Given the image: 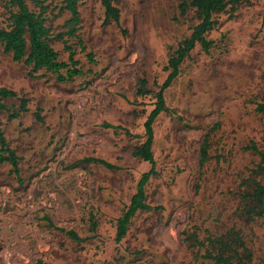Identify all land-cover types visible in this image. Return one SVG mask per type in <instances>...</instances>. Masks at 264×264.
I'll use <instances>...</instances> for the list:
<instances>
[{"label": "rangeland", "instance_id": "rangeland-1", "mask_svg": "<svg viewBox=\"0 0 264 264\" xmlns=\"http://www.w3.org/2000/svg\"><path fill=\"white\" fill-rule=\"evenodd\" d=\"M7 1L0 0V28L9 25ZM178 4L116 0L118 26L104 24L99 0H78L75 34L83 52L67 34L73 27L61 0L46 1L43 11L27 0L42 14L60 61L68 59L55 37L62 33L85 75L64 83L46 70L31 77V67L0 46V88L28 99V112L15 119H8L17 112L15 99L4 100L8 111L0 112V128L19 158V179L0 164V264H214L202 258L206 250L217 253L206 238L230 242L231 231L250 250V264H264V222L242 213L252 203L241 197L251 193L250 180L264 185V174L255 173L259 155L245 149L264 148V113L255 111L264 100V0H242L214 14L208 53L197 45L179 66L164 91L167 111L153 123L156 175L144 187L151 209L138 211L116 241L117 219L150 169L132 153L145 141L163 68L198 23L193 9L181 16ZM141 79L144 96L136 94ZM207 133L209 159L200 167ZM194 235L205 247H193Z\"/></svg>", "mask_w": 264, "mask_h": 264}, {"label": "trees", "instance_id": "trees-1", "mask_svg": "<svg viewBox=\"0 0 264 264\" xmlns=\"http://www.w3.org/2000/svg\"><path fill=\"white\" fill-rule=\"evenodd\" d=\"M33 4L44 10V3L49 0H31ZM55 1V0H51ZM63 3L62 11L70 14L67 21L72 25L67 34L75 37L78 40V45L81 51L86 52L83 41L76 36L77 26L80 24V14L78 11V0H61ZM104 9V24L114 23L119 26L120 13L115 6L116 0H99ZM178 10L181 16H185L190 9H193L198 16V23L193 27L190 36L183 40L176 50L168 57L164 71L167 76L164 82L159 87V92L156 94V102L154 108L149 113L144 122L145 141L136 147L132 153L133 157L140 158L142 161L150 165V169L143 173L138 184L136 192L132 195L130 203L123 213L117 219L116 241L120 242L128 231L131 218L138 211L150 210L151 207L145 203L144 187L149 179L156 175L155 161L152 153L153 145V123L156 118L163 112L167 111L164 91L170 87L171 83L179 75V66L189 53L200 45L202 50L207 54L212 42L207 40L206 35L216 25L217 21L213 18L216 13H221L227 6L231 10L240 4L242 0H178ZM13 8V9H12ZM5 9L8 13L9 25L7 28H0V46L3 54L10 55L14 62H23L26 66L31 67L30 76L34 77L32 73H37L40 70H46L56 75L57 81L64 83L71 81L75 77L85 75V72L79 67V61L75 59V51L68 45L64 39V34H56L55 37L63 43L64 50L68 53L67 61H60L59 54L51 46V32L45 26L42 14H37L31 11L27 6V0H8L5 4ZM262 26L264 27V9L262 15ZM89 62H93V54L86 53ZM64 72V74L62 73ZM147 81L141 79L139 87L136 91L138 96H144L148 93L145 89ZM15 99L18 102L17 112L8 114V119L12 120L20 116L22 113L28 112V99L19 96L16 92L0 88V112H7V106L4 100ZM255 111L257 113H264V100L256 104ZM35 118L42 122L43 119L38 112L34 114ZM106 128H116L105 124ZM209 145L210 134L204 135L199 149V165L202 167L209 159ZM246 150L255 151L260 157V166L257 168V174H264V148L258 149L254 144L245 147ZM19 158L15 151L11 149L6 141V138L0 128V164H9L11 173L19 179ZM86 163H95L102 165L108 169H117L116 166L98 159L86 158L83 160ZM251 193L242 195V199H249L252 206L245 207L242 213L250 218L262 219L264 222V185L256 180H250ZM52 225V224H50ZM63 231L62 229H60ZM65 233L76 241H81V238L74 231H65ZM232 234V241L228 242L224 238H206V244L217 247V253L213 254L206 250L202 255L203 259L212 260L214 264H250L252 261V254L245 245L242 238L236 232H229ZM195 243L193 247H205V243L197 240L193 236Z\"/></svg>", "mask_w": 264, "mask_h": 264}]
</instances>
